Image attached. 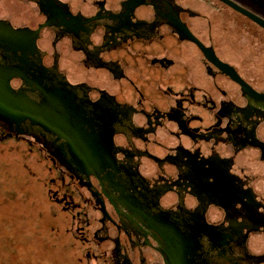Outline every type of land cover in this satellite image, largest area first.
Wrapping results in <instances>:
<instances>
[{
  "label": "water",
  "instance_id": "95a60500",
  "mask_svg": "<svg viewBox=\"0 0 264 264\" xmlns=\"http://www.w3.org/2000/svg\"><path fill=\"white\" fill-rule=\"evenodd\" d=\"M0 133L70 173L95 264H264V87L179 0H0Z\"/></svg>",
  "mask_w": 264,
  "mask_h": 264
},
{
  "label": "rangeland",
  "instance_id": "374dc122",
  "mask_svg": "<svg viewBox=\"0 0 264 264\" xmlns=\"http://www.w3.org/2000/svg\"><path fill=\"white\" fill-rule=\"evenodd\" d=\"M63 180L49 161L0 137V264H85Z\"/></svg>",
  "mask_w": 264,
  "mask_h": 264
},
{
  "label": "flooded vegetation",
  "instance_id": "af4514ba",
  "mask_svg": "<svg viewBox=\"0 0 264 264\" xmlns=\"http://www.w3.org/2000/svg\"><path fill=\"white\" fill-rule=\"evenodd\" d=\"M179 1L207 47L251 87H264V0ZM50 164L71 187L72 232L85 248V264H95L71 175Z\"/></svg>",
  "mask_w": 264,
  "mask_h": 264
}]
</instances>
